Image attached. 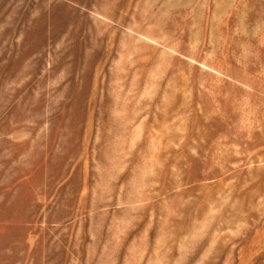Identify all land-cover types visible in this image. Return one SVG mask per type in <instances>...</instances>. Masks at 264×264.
Segmentation results:
<instances>
[{
  "label": "rangeland",
  "instance_id": "obj_1",
  "mask_svg": "<svg viewBox=\"0 0 264 264\" xmlns=\"http://www.w3.org/2000/svg\"><path fill=\"white\" fill-rule=\"evenodd\" d=\"M0 264H264V0H0Z\"/></svg>",
  "mask_w": 264,
  "mask_h": 264
}]
</instances>
